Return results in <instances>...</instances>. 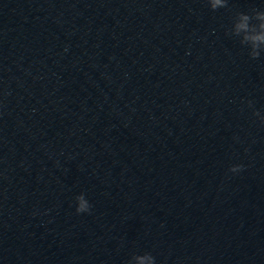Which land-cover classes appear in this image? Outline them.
Listing matches in <instances>:
<instances>
[{
  "label": "water",
  "instance_id": "1",
  "mask_svg": "<svg viewBox=\"0 0 264 264\" xmlns=\"http://www.w3.org/2000/svg\"><path fill=\"white\" fill-rule=\"evenodd\" d=\"M252 9L0 0V264H264Z\"/></svg>",
  "mask_w": 264,
  "mask_h": 264
},
{
  "label": "clouds",
  "instance_id": "2",
  "mask_svg": "<svg viewBox=\"0 0 264 264\" xmlns=\"http://www.w3.org/2000/svg\"><path fill=\"white\" fill-rule=\"evenodd\" d=\"M207 3L215 11L219 8L227 7L228 0H207ZM227 34L239 38V43L250 49L249 56L252 59L259 58L261 53L264 52V11L252 9L251 15L244 12H237L231 28L227 30ZM248 106H253L252 101H248ZM253 115L259 117L261 124H264V116L260 112L254 111ZM243 167V165H233L229 170L236 173L241 171ZM75 199L76 212L78 214L89 213L91 211L92 206L86 199L84 193L79 194ZM133 259L138 264H144L145 260L148 261V264H156L155 257L150 253L134 255L128 264H131Z\"/></svg>",
  "mask_w": 264,
  "mask_h": 264
}]
</instances>
